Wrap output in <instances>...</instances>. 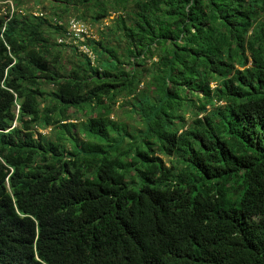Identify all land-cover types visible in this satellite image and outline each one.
Wrapping results in <instances>:
<instances>
[{
	"label": "trees",
	"instance_id": "obj_1",
	"mask_svg": "<svg viewBox=\"0 0 264 264\" xmlns=\"http://www.w3.org/2000/svg\"><path fill=\"white\" fill-rule=\"evenodd\" d=\"M17 5L47 15L0 17V264H264V0Z\"/></svg>",
	"mask_w": 264,
	"mask_h": 264
},
{
	"label": "clouds",
	"instance_id": "obj_2",
	"mask_svg": "<svg viewBox=\"0 0 264 264\" xmlns=\"http://www.w3.org/2000/svg\"><path fill=\"white\" fill-rule=\"evenodd\" d=\"M8 5H10V9L8 8ZM17 12H20L22 14L29 12L37 17H46L47 15V12L43 10L39 5L35 6V8H32L29 5H24L21 7L17 5V0H6L2 4H0V17L4 18L5 20L3 30H5L9 20ZM68 19L69 20L66 23V30L57 38L58 42L60 44L74 43L78 45L80 51L87 54L94 63L96 59L95 54L92 52L90 46L86 42L88 41V38H96L93 26L87 22H84L83 20L78 19L75 16L69 17ZM55 21L59 22V24L61 25H64L62 24V21L58 20L57 18L55 19ZM74 24L78 25L79 27H83L84 31L78 35L76 29L73 27Z\"/></svg>",
	"mask_w": 264,
	"mask_h": 264
},
{
	"label": "rangeland",
	"instance_id": "obj_3",
	"mask_svg": "<svg viewBox=\"0 0 264 264\" xmlns=\"http://www.w3.org/2000/svg\"><path fill=\"white\" fill-rule=\"evenodd\" d=\"M4 1H6V0H1V3H0V4H2ZM6 4H7V2H6ZM8 8L10 9V5H8ZM93 30H94V26H93ZM94 33H95V31H94ZM118 116H119V118H120V117H121V114L118 113ZM80 118L82 119V118H84V117L80 116ZM40 132L48 133V132H49V129H46V130H40Z\"/></svg>",
	"mask_w": 264,
	"mask_h": 264
},
{
	"label": "built area",
	"instance_id": "obj_4",
	"mask_svg": "<svg viewBox=\"0 0 264 264\" xmlns=\"http://www.w3.org/2000/svg\"><path fill=\"white\" fill-rule=\"evenodd\" d=\"M73 27L76 29L78 35L84 31V28L83 27H79L76 24H74Z\"/></svg>",
	"mask_w": 264,
	"mask_h": 264
}]
</instances>
